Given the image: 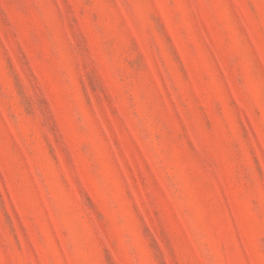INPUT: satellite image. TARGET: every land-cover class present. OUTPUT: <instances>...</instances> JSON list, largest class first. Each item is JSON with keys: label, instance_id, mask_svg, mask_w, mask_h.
<instances>
[{"label": "rangeland", "instance_id": "rangeland-1", "mask_svg": "<svg viewBox=\"0 0 264 264\" xmlns=\"http://www.w3.org/2000/svg\"><path fill=\"white\" fill-rule=\"evenodd\" d=\"M0 264H264V0H0Z\"/></svg>", "mask_w": 264, "mask_h": 264}]
</instances>
